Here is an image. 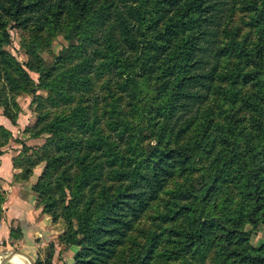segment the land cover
<instances>
[{
  "label": "trees",
  "instance_id": "1",
  "mask_svg": "<svg viewBox=\"0 0 264 264\" xmlns=\"http://www.w3.org/2000/svg\"><path fill=\"white\" fill-rule=\"evenodd\" d=\"M233 10L234 0H0V79L11 91L20 94L61 86L56 94L68 100L75 89L91 86L92 74L106 71L119 77V86L130 89L131 109L144 122L141 130L148 131L145 136L131 128L127 161L118 164L113 153L109 160L115 168L105 171L103 164L86 159L76 138L68 139L60 130L75 118L80 128L97 131L98 118L83 119L77 107L73 113L55 115L42 128L77 161L64 208L68 225L64 243L80 247L73 264H151L166 230L172 247L159 252L166 260L264 264V243L256 246L250 241L251 234L264 227V0H243L241 11L249 17L248 30L240 39L239 28H229ZM66 13L63 36L71 48L79 43L71 51L64 47L52 62L36 54L35 62L27 66L38 74L35 83L6 48L9 26H36L55 34L61 31L59 21ZM37 45L33 43L34 48ZM222 56L236 58L222 79L227 76L232 87L240 82L248 88L221 89L226 101L223 122L214 124L212 135L213 120H204L197 128L194 149L181 142L215 90ZM241 111L247 112V118L238 115ZM0 131L6 130L0 125ZM201 141L215 144L218 150L208 151L201 165L193 164L181 188L184 201L169 216L177 224L147 230L145 242L130 252L129 259L123 258L121 249L136 223L176 171L188 167L191 149L195 156ZM85 144L91 145L90 140ZM112 147L103 146L102 153L114 152ZM42 179L34 190L46 186ZM58 181L68 185L69 175L60 174ZM224 182L236 187L237 198ZM97 185L95 203H82L80 208L81 190L92 191Z\"/></svg>",
  "mask_w": 264,
  "mask_h": 264
},
{
  "label": "rangeland",
  "instance_id": "2",
  "mask_svg": "<svg viewBox=\"0 0 264 264\" xmlns=\"http://www.w3.org/2000/svg\"><path fill=\"white\" fill-rule=\"evenodd\" d=\"M242 3L243 0H234V10L229 20V28H239L238 39L243 38L245 36L243 33L248 30L245 21L249 14L241 11ZM59 22L61 31L55 34H48L36 26L25 29L14 25L9 26L10 42L6 48L29 73L35 83L38 81V74L31 71L27 66L31 62H35L36 54H39L46 62H52L55 56L61 54L64 47H69L71 51L79 43V41H75L74 47L71 48L63 36L64 26L68 22V13L62 15ZM35 42L38 44L36 48L33 47ZM77 60L78 58L73 59V61ZM235 61V57L222 56L219 67L221 77L214 83L215 90L212 89L209 98L203 104L199 121L189 130L181 143H188L189 146L191 144V147L196 149L197 145L194 139L197 138V131L201 123L209 118L213 120L210 131L212 135H215L216 125L214 124L223 122L226 107V101L223 94L220 93L221 89L244 91L248 88L247 85L240 82L232 87L227 76L222 79L223 74L229 73L234 67ZM118 80L119 77L117 78L116 75H111L106 71L99 72L97 75L92 74V83L88 89H75L74 92H71V99L63 100L56 94V92L63 90L61 86L18 94L8 88L4 79H0V125L6 130L5 132L0 131V168L3 164L8 166V171L3 170L1 171L3 175H0V198L3 200L0 214L3 203L11 190L17 187L26 190L25 187H28L34 195L35 206L39 209L40 214L45 215L50 225L53 224L58 230V233H54V236L46 239L44 245L41 244L42 256L38 257L39 259H36L34 264H58V256H68L70 253L74 257L80 249L77 245L69 246L64 243L65 233L68 230L64 208L69 200L71 184L75 182V172L78 169L77 161L74 155L68 154L65 149L60 147L57 138L47 131L43 132L42 128L53 120L55 115L62 112L73 113L77 107L80 108L83 119L91 121L92 118H98L97 131L80 128L75 118L69 120L60 130L68 139L76 138L81 143L80 146L83 147L81 153L86 155V159L91 160L90 163L99 162L103 164L105 171L115 168L113 162L109 160L110 156L114 155L113 153H116L118 164L121 165L127 161L130 132H133L131 128L140 129L138 133L145 136L148 134L147 130L145 133L141 130L144 122L137 119L133 109H131L130 89L119 86ZM238 115H245L244 118H247L246 111H241ZM122 119L125 121L120 125ZM128 121L131 125L128 124ZM249 122L248 119L243 120L246 127L249 126ZM117 128L123 132L118 134ZM97 134L100 139L96 138ZM87 139L90 140L91 145L85 144ZM109 144H113L112 148L115 151L112 152L110 149L103 154V146ZM203 144H206V141L203 143L201 141L198 149L195 150V156L191 149L192 159L189 160L188 167L185 170L182 168L176 171L174 177L166 184L164 191L156 200L151 202L143 213L126 246L121 249L123 258L129 259L130 252L135 250L138 244L145 242L147 230L161 231L166 225L174 226L177 224L178 221L171 220L169 216L177 208V204L184 201L181 188H183L193 164L201 165V162L207 161L208 151L213 150V154H215L218 150L215 144L213 146L211 144L203 146ZM97 156H100L99 159L94 158ZM49 161H52L51 165ZM62 173L69 175L68 185H63L58 181ZM41 176L43 177L42 181L46 182V186H43L40 191H36L33 189V185ZM3 180L6 184L3 183ZM223 184L228 192H231L235 198L238 197L235 186L227 182ZM87 190L88 188L82 189L78 195L80 208L82 203H95L100 187L97 185L92 191ZM225 195V193L222 194L218 201H221ZM163 214L166 215L161 218ZM247 228H249L248 225ZM163 234L164 236L160 238L158 247L155 249L151 264H178L180 259L166 260L164 256H160L161 250L172 247V244L167 242V230ZM71 248H73L72 252H70ZM58 250L59 254L57 253ZM61 259L63 261V257ZM73 263L74 259L71 264Z\"/></svg>",
  "mask_w": 264,
  "mask_h": 264
},
{
  "label": "crops",
  "instance_id": "3",
  "mask_svg": "<svg viewBox=\"0 0 264 264\" xmlns=\"http://www.w3.org/2000/svg\"><path fill=\"white\" fill-rule=\"evenodd\" d=\"M2 167L0 175H3L1 171H8V166ZM25 189L17 187L11 190L3 203L0 214V264H34L42 256L41 244L44 245L46 239L58 233L48 218L40 214L30 189ZM250 241L253 245H261L264 242V227L254 232ZM57 259L58 264H71L73 254L60 255Z\"/></svg>",
  "mask_w": 264,
  "mask_h": 264
}]
</instances>
